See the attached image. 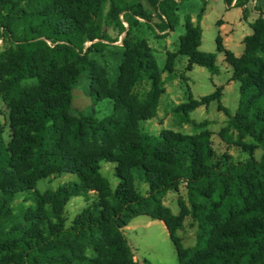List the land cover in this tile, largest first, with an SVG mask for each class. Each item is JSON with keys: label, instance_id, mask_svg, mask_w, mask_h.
I'll return each instance as SVG.
<instances>
[{"label": "trees", "instance_id": "1", "mask_svg": "<svg viewBox=\"0 0 264 264\" xmlns=\"http://www.w3.org/2000/svg\"><path fill=\"white\" fill-rule=\"evenodd\" d=\"M110 1L108 14L119 34L125 32L115 80L88 57L118 40L101 23L106 0L0 1L1 30L11 41L0 51V97L10 130L5 141L0 119V264H135L125 226L144 214L162 220L170 235L182 228L179 216L163 204V196L181 182L196 230L193 245L175 243L179 264H264V12L245 36L244 52L226 51L232 78L239 82V101L234 112L224 109L222 133L230 127L239 139L252 138L261 155L257 158L250 146L247 158L221 163L210 129L202 128L208 122L190 119L187 111L218 100L219 90L202 99L190 96L183 105L185 119L201 127L199 132L143 129L156 117L165 87L155 50L147 37L134 38V29L141 18L157 35L174 30L183 0H147L149 8L135 0ZM233 1L244 6L250 0H224L228 7ZM203 11L195 21L185 17L179 48L169 52L166 70L181 54L186 69L199 65L219 73L216 52L200 49ZM83 71L92 77L94 100L112 101L108 116L71 113L73 85ZM144 81L149 87L140 93ZM104 160L115 164V187L101 173ZM135 169L143 171L146 193L134 185ZM62 173L77 179L45 190L35 207L21 205L12 215L18 196L35 190L38 180ZM92 190L98 199L67 226L64 205Z\"/></svg>", "mask_w": 264, "mask_h": 264}, {"label": "rangeland", "instance_id": "2", "mask_svg": "<svg viewBox=\"0 0 264 264\" xmlns=\"http://www.w3.org/2000/svg\"><path fill=\"white\" fill-rule=\"evenodd\" d=\"M1 1V0H0ZM145 8H149L147 0H135ZM224 0H220L221 5ZM204 0H183L179 6V15L182 18V24L176 26L175 34L184 32L185 17L192 13H197L204 5ZM111 1L106 0L104 15L101 23L105 31L116 41H107L106 46L102 51L92 50L88 53L89 59L95 61L106 70V75L110 80H115L119 75V68L123 59L124 48L122 46V37L125 32L119 34V30L108 11L111 9ZM154 13V12H152ZM123 18L122 15H120ZM209 25L205 26L203 38L200 48L206 51L218 52L216 50V26L212 23L211 18ZM214 20V19H213ZM141 24L134 29V38L138 35H143L148 38L149 43L155 47L158 59V64L163 71H167L164 66L166 62V53L163 39H157L155 34L140 18ZM153 21H157L153 14ZM127 25L126 22H124ZM0 23V51L7 48L10 44L9 35L2 31ZM2 31V33H1ZM133 35V34H132ZM175 39V44L171 50L177 48L178 40ZM89 44L88 42L86 43ZM219 54V52H218ZM179 55V54H178ZM175 56L172 70L165 72L167 79V91L163 95L156 117L145 122L143 129L149 132H159L162 129H172L182 133H197L202 128L210 129L212 145L215 149V158L221 163L231 160H242L248 157V152L245 147H252L254 155L259 158L261 149L257 143L250 137L240 138L238 133L232 128L226 131L227 115L224 109L234 112L239 101V82L230 80L231 70L224 68L222 63L217 62L220 67V73L212 74L206 67L195 65L190 71L186 69L185 56ZM171 72V73H169ZM26 82H34L33 79ZM93 81L88 71H83L80 77L73 85L72 89V104L71 113L73 114H95L97 117L108 116L113 110V103L110 99L94 100L91 96V87ZM222 85L216 88L215 85ZM149 83L144 81L137 90L140 93L146 91ZM221 92L219 99L211 100L208 104H201L196 108L188 109V116L197 122L206 120L208 124L204 127H197L190 120H186V113L183 111L184 106L191 102L189 93L195 99H202L203 96ZM211 92V93H210ZM207 105V106H206ZM0 119L5 124L4 138L9 140V112L6 108L3 99L0 97ZM115 164L108 161L101 162V173L107 177L112 187H115L119 181L115 175ZM143 171L135 169L133 172L134 185L142 193H146L148 185L143 180ZM77 177L72 173H62L55 176H49L37 181L35 190L30 193H24L18 196L13 202L12 215L19 213V206L31 205L36 206L40 199V194H43L47 189H56L62 183L69 180H76ZM98 194L96 191H90L88 196H73L64 205V213L66 216V225H71L74 218L84 210V208L96 201ZM163 204L167 206L174 215L179 216L182 228H174L173 234L170 235L166 224L159 219H153L148 215H139L128 222L124 228V233L131 246L135 264H179L178 252L175 243H179L182 247H188L195 242L196 223L190 218L188 212V203L186 199V183L181 182L178 189L168 191L163 196Z\"/></svg>", "mask_w": 264, "mask_h": 264}, {"label": "crops", "instance_id": "3", "mask_svg": "<svg viewBox=\"0 0 264 264\" xmlns=\"http://www.w3.org/2000/svg\"><path fill=\"white\" fill-rule=\"evenodd\" d=\"M219 1L220 0H204L205 3L202 6L204 8V11L200 19V24L202 27V38H203V32H204L205 26L209 25L208 19L211 18L212 23L214 22V25L216 26V31H217L216 37H215L216 50L219 44L222 46V50H219V51L217 50L219 54L218 52L216 53V63L220 61L224 68L230 69L231 70L230 80H233L232 77H233L234 70H233L231 63L226 58V51L232 52L235 56H240L244 52V47H245L244 38L245 36L250 35L253 32L252 23L259 17L261 11L264 12V0H250L244 6H236L234 5V1H233L231 6L229 7L226 5L224 1H223L224 2L223 5H221ZM182 3L183 1L179 3L177 13L179 11V6ZM198 13L199 11L197 13L189 14L193 21L196 20ZM179 18H180V24H182V18L180 17V15H179ZM175 33H176V29L172 31H162V32H159V35H155V37H158L157 39L160 38V39H163L164 41L163 46L165 47L164 52L166 53V56H167L166 61L168 59L169 52H176L178 50L179 45H180V37L182 34H184V32L182 34H178V33L175 34ZM175 39L178 40V41L176 40L178 42L177 48L174 50H171V48L169 47L175 44ZM201 43H202V40H201ZM153 49L156 52L155 47H153ZM181 56H184V55H181ZM185 58H186V63H187V57L185 56ZM194 66L192 67V69L194 68ZM192 69H190V71ZM165 72L163 71L162 73L163 79H164V87H165V92L161 95L162 97L167 91V83L165 82V80L167 79L168 75H166ZM220 72L221 71H219V73ZM215 86H217L216 88H219V86H222V85L216 84ZM188 96H192V94L189 93ZM162 97L160 98V101ZM160 101H159L158 108L160 106ZM158 108H157V112H158Z\"/></svg>", "mask_w": 264, "mask_h": 264}]
</instances>
